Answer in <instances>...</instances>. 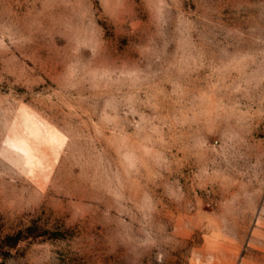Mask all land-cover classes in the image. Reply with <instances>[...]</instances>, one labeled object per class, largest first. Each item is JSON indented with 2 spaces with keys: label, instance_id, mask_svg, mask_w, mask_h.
<instances>
[{
  "label": "rangeland",
  "instance_id": "obj_1",
  "mask_svg": "<svg viewBox=\"0 0 264 264\" xmlns=\"http://www.w3.org/2000/svg\"><path fill=\"white\" fill-rule=\"evenodd\" d=\"M0 264H264V0H0Z\"/></svg>",
  "mask_w": 264,
  "mask_h": 264
}]
</instances>
